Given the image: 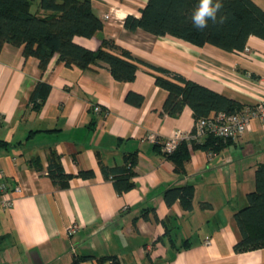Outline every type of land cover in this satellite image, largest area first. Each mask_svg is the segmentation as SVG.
Wrapping results in <instances>:
<instances>
[{"label":"crops","instance_id":"1","mask_svg":"<svg viewBox=\"0 0 264 264\" xmlns=\"http://www.w3.org/2000/svg\"><path fill=\"white\" fill-rule=\"evenodd\" d=\"M91 1L104 28L92 37L76 35V43L96 50L103 36L113 38L137 58L237 100L243 111L263 99V39L250 36L240 53L196 46L126 28L127 15L139 16L148 0ZM254 1L264 9V0ZM39 2L31 10L43 15ZM157 74L139 63L135 79L120 81L105 64L82 69L66 65L57 53L42 68L22 47L2 46L0 140L8 147L0 149V183L8 192L0 190V264H70L74 254L116 255L120 264H264V247L234 249L242 239L234 212L247 204L255 169L264 163V116H252L245 132L222 140L218 151L193 149L176 172L156 142L175 129L190 130L195 119L188 105L178 116L161 113L168 91L156 83ZM40 81L51 90L34 108L31 98ZM130 91L143 96L139 105L126 100ZM52 152L74 174L68 187L57 186L47 173ZM131 152L138 154L135 186L119 192L100 162L121 165ZM36 158L40 170L32 164ZM89 169L92 177L78 175ZM184 184L194 186L191 210L164 199L168 188ZM5 197L11 206H4Z\"/></svg>","mask_w":264,"mask_h":264},{"label":"trees","instance_id":"2","mask_svg":"<svg viewBox=\"0 0 264 264\" xmlns=\"http://www.w3.org/2000/svg\"><path fill=\"white\" fill-rule=\"evenodd\" d=\"M34 0H0V50L5 43L23 48L26 56L40 59L45 68L54 54L66 65L82 69L91 64H105L113 77L120 81H131L136 77L139 63L158 71L156 83L168 91L162 114L178 116L186 105L193 111L194 119L209 116L212 112L234 113L243 111L244 105L218 91H215L181 73L165 67L156 66L134 56L129 50L119 46L113 38L103 36L101 45L93 50L74 41L76 35L92 37L102 31V19L94 12L91 0H40L41 15L31 10ZM223 7L217 14L226 17L224 23L208 22V27L198 30L193 26L192 15L198 0H148L139 16L127 15L124 25L130 30L142 28L156 35H168L190 42L196 46L214 45L229 52H244L250 36L264 40V9L254 0H222ZM51 90V84L40 81L32 94L34 108L42 106ZM126 100L139 105L143 96L128 92ZM222 140L213 134L202 142L182 141L172 152L162 150V143L156 147L164 156L174 162L176 172H182L184 163L193 149L218 151ZM7 142L0 140V149L7 148ZM137 152L126 154L121 165L110 166L102 161L100 166L106 178L114 181L119 192L128 191L135 186L134 167ZM36 169H42L39 159H33ZM47 173L54 184L68 187L74 174L65 171L60 155L52 152L49 157ZM78 175L92 177L94 170H82ZM1 184V183H0ZM194 186L177 185L168 188L164 199L168 205L180 201L185 210L193 208ZM235 220L241 230L242 239L234 246L236 252L264 247V163L255 169V188L247 193V204L234 212ZM4 236H0V242ZM89 259H97L100 264L111 260L120 264L116 255L96 257L93 254H74L70 264H83Z\"/></svg>","mask_w":264,"mask_h":264},{"label":"built area","instance_id":"3","mask_svg":"<svg viewBox=\"0 0 264 264\" xmlns=\"http://www.w3.org/2000/svg\"><path fill=\"white\" fill-rule=\"evenodd\" d=\"M94 110L100 111V105H95ZM256 115L264 116V97L255 108H250L247 111L234 113H226L223 111L215 112L213 115L210 114L209 116H204L195 120L190 130L175 129L167 140L162 142V150L167 153H172L180 142H202L210 134L225 139H237L248 128L250 118ZM148 138L153 141L158 140L154 133H150ZM0 190L8 192L7 185L1 183ZM17 190L19 189L17 188ZM3 204L5 207L11 206L12 199L5 197L3 199Z\"/></svg>","mask_w":264,"mask_h":264},{"label":"clouds","instance_id":"4","mask_svg":"<svg viewBox=\"0 0 264 264\" xmlns=\"http://www.w3.org/2000/svg\"><path fill=\"white\" fill-rule=\"evenodd\" d=\"M222 7V0H198V5L191 17L193 26L198 30H204L208 27L210 20L214 24L217 22L224 23L226 17H220L219 21L217 20V14Z\"/></svg>","mask_w":264,"mask_h":264},{"label":"rangeland","instance_id":"5","mask_svg":"<svg viewBox=\"0 0 264 264\" xmlns=\"http://www.w3.org/2000/svg\"><path fill=\"white\" fill-rule=\"evenodd\" d=\"M34 4H35V3H34ZM32 10H35V6H34V5L32 6Z\"/></svg>","mask_w":264,"mask_h":264}]
</instances>
